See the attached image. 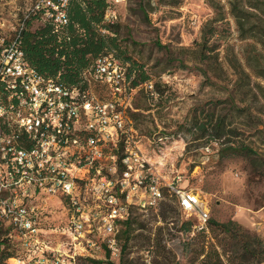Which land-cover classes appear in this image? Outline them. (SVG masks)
<instances>
[{
	"label": "rangeland",
	"instance_id": "1",
	"mask_svg": "<svg viewBox=\"0 0 264 264\" xmlns=\"http://www.w3.org/2000/svg\"><path fill=\"white\" fill-rule=\"evenodd\" d=\"M31 1L0 0L3 33L12 31ZM117 10L118 20L113 26L118 39L149 75V80L140 82L132 92L133 109L127 112L140 136L143 154L150 158V172L160 177L161 188L168 187L174 175H180L178 185L198 192L211 218L233 219L247 235L264 238V78L253 72L264 68V47L255 40L238 37L226 0H179L174 4L165 0H125ZM212 28L215 34L210 37L208 31ZM202 49L205 58L199 61ZM212 64L223 69L221 78L212 70H207L206 77L202 74ZM241 69L249 76L244 87L238 89L235 72ZM89 90L99 99L109 96L97 82L91 83ZM213 109L216 114L231 117L238 132L233 141L248 143L261 160L224 156L217 142L197 138L194 118L205 120ZM80 195L85 207L91 205L90 189ZM140 197L134 193L132 204ZM34 204L45 205L50 226L61 227L67 222V203L62 198L44 202L37 199ZM130 209L133 223L127 233L122 234L125 226L118 224L121 243H127L121 260L106 257L97 231L88 225L80 234L47 231L42 237L49 241L50 249L42 263L34 262L39 251L15 245L12 231V240L3 253L21 259L34 257L31 264H201L202 247L208 251L212 243L220 249L221 236L209 229L200 232L195 226L196 217L179 209L170 188L164 189L156 208L132 205ZM184 220L192 223L189 231L180 230ZM241 253L242 248L238 255ZM86 257L102 262H90ZM209 257L208 264H219L212 262L215 257ZM237 261L264 264L249 254Z\"/></svg>",
	"mask_w": 264,
	"mask_h": 264
},
{
	"label": "built area",
	"instance_id": "2",
	"mask_svg": "<svg viewBox=\"0 0 264 264\" xmlns=\"http://www.w3.org/2000/svg\"><path fill=\"white\" fill-rule=\"evenodd\" d=\"M67 1L32 0L12 31L36 15L40 24L48 22L58 33L68 22ZM124 1L109 0L104 23L117 22V6ZM19 44L18 37H0V224L9 229L11 240L14 233L17 247L39 251L37 263L50 249L42 237L47 231L80 234L85 225L96 230L111 257H117L118 224L129 207L156 208L162 197L160 177L150 172V158L143 154L127 112L133 109L136 86L126 76L125 63L112 54L85 69L84 88L66 86L37 73ZM93 82L105 88L108 98L90 92ZM180 181L176 174L167 184L180 210L196 217L195 226H205L209 209L198 192L180 187ZM88 189L91 205L85 207L80 194ZM134 193L141 199L132 204ZM52 197L67 203L69 216L61 227L50 226L45 205L34 204ZM33 258L8 257L5 263L12 259V264H31Z\"/></svg>",
	"mask_w": 264,
	"mask_h": 264
},
{
	"label": "trees",
	"instance_id": "3",
	"mask_svg": "<svg viewBox=\"0 0 264 264\" xmlns=\"http://www.w3.org/2000/svg\"><path fill=\"white\" fill-rule=\"evenodd\" d=\"M178 1L165 0V3L174 4ZM109 3V0H68L66 4L68 22L58 33L53 31L50 23L40 24L35 15L28 17L25 26L19 31H10L6 34L0 29V37H4L6 40L18 37L24 57L36 72L46 78L56 79L66 86L78 85L84 88L86 85L83 81L85 80V69L97 58L112 54L114 58L128 65L126 76L130 79L131 86L135 87L140 82L149 80V75L143 64L134 60L128 53L127 47L121 44L117 29L113 26L115 24L103 22L104 12ZM226 3L230 15L234 18L238 37L255 40L264 47V0H226ZM103 29L108 32H103ZM208 32L211 37L215 34V29L212 28ZM200 55L199 61H203L205 49L201 50ZM210 58L212 56H207V59ZM207 70H212L214 76L218 78L222 77L223 69L219 65L212 64L208 66V69L202 70L205 77ZM253 72L256 76L264 78V68L260 67ZM235 73L238 76L235 81L236 87L242 89L249 74L243 69L236 70ZM208 84H211V81H208ZM261 93L264 96V89H261ZM204 118L205 120L201 121L194 118L193 127L199 133L197 138L207 137V140L217 142L220 145V152L224 156L240 155L254 161L261 160L256 149L248 143L233 141L238 132L237 128L232 126V119L228 117V114H216L213 109ZM164 189L169 190L168 187L163 186L161 188L162 195ZM176 204L178 206L177 199ZM131 210L129 207L126 218L120 221L125 226L121 231L122 234L127 233L133 223L129 218ZM191 226L190 220H184L181 222L180 230L189 231ZM199 229L202 233L205 232V229H209L213 234L221 236L218 241L220 249L211 243L208 251H205L204 247L199 250V254L204 255L201 264H208V260L211 261L210 255L215 257L212 262L219 264H222L223 261L226 264H239L238 257L245 254L256 258L258 263L264 262V238L247 235L237 221L233 219L217 221L209 216L205 226L199 227ZM0 233V264H5L3 259H7L11 255L3 253V249L10 243L11 238H9V229L4 228L1 224ZM127 237L126 235V240ZM98 238L110 261L111 259H123L127 243L122 245L119 229L116 239L120 246V253L117 257H111L104 240L100 236ZM241 248L243 253L238 255V250ZM86 259L90 262H102V260L91 257H86Z\"/></svg>",
	"mask_w": 264,
	"mask_h": 264
}]
</instances>
